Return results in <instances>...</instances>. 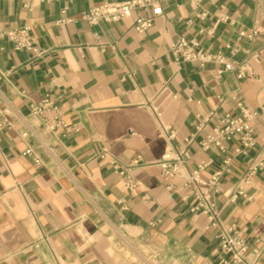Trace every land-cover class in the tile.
<instances>
[{
    "label": "crops",
    "instance_id": "0c3cea01",
    "mask_svg": "<svg viewBox=\"0 0 264 264\" xmlns=\"http://www.w3.org/2000/svg\"><path fill=\"white\" fill-rule=\"evenodd\" d=\"M125 1L0 0V26H28L36 48L0 43V109L11 122L0 133V264H229L219 236L232 225L248 261L264 264V167L244 182L264 159V120L252 146H201L238 103L264 104V0H162L144 33L138 12L82 19ZM180 38L235 69L182 60ZM46 97L56 105L47 122L30 110ZM55 117L65 126L51 129ZM181 149L189 158L166 179L158 162ZM201 164L203 178L223 171L213 227L184 200V177Z\"/></svg>",
    "mask_w": 264,
    "mask_h": 264
},
{
    "label": "built area",
    "instance_id": "2783aa9c",
    "mask_svg": "<svg viewBox=\"0 0 264 264\" xmlns=\"http://www.w3.org/2000/svg\"><path fill=\"white\" fill-rule=\"evenodd\" d=\"M161 1L162 0H129L125 2L104 3L83 13L82 19L91 25H97L102 22L116 23L130 18L134 12H138L135 20V30L139 33H144L152 28L156 18L162 15ZM25 7H28V5L25 4ZM29 32L30 28L28 26L10 29L0 26V43L3 40H8L13 43L16 50L36 52ZM256 35L257 31H253L248 37L253 38ZM173 51L182 58V60L195 62L200 66H204L211 62L223 65V70L219 69L217 71L218 74H221L223 71L235 69V65L228 62L222 53H207L199 48V44L195 40L188 41L185 38H180V40L173 45ZM242 70L243 68L240 67L239 77H244ZM238 108L240 114L237 117L225 114L221 119V124L213 128L211 133L205 137L201 142L203 150L217 148L221 153H225L228 148L227 143L233 138L240 139L247 147L253 145V124L257 121L264 120V104L257 108H252L246 104L238 103ZM30 110L33 115L47 122L46 116L56 110V105L50 97H46L37 103H32L30 105ZM60 126L65 125L61 120L55 117L50 128L55 129ZM10 128L11 122L7 118L6 110L0 109V133ZM202 128L203 124L199 122L197 124V130L201 131ZM170 136L173 137V133H171ZM30 153L31 150L26 151V154ZM188 158L189 151L186 149H181L175 153L171 151L165 152L158 162L162 175L166 179L179 175ZM135 162L137 163L138 160ZM225 162L228 163L229 160ZM262 167H264V159L248 170L244 180L246 185L250 184L252 176ZM205 168L206 164H201L192 173L185 175L183 184V188L185 189L184 200L193 201L191 211L195 214L206 216L211 221V226L213 227L218 224L219 209L217 206V199L221 193V177L223 171L215 172L209 178H203L201 173ZM127 186L132 189L134 184L128 181ZM237 194L244 195V191L240 189ZM219 237L221 251L232 255L229 264H259L258 261H248L249 247L236 226L232 225L223 230Z\"/></svg>",
    "mask_w": 264,
    "mask_h": 264
}]
</instances>
